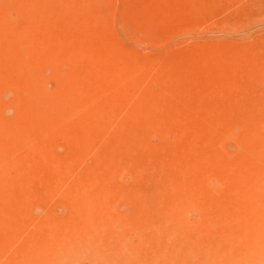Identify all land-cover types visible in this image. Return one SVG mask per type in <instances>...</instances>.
<instances>
[{"label": "rangeland", "instance_id": "374dc122", "mask_svg": "<svg viewBox=\"0 0 264 264\" xmlns=\"http://www.w3.org/2000/svg\"><path fill=\"white\" fill-rule=\"evenodd\" d=\"M0 264H264V0H0Z\"/></svg>", "mask_w": 264, "mask_h": 264}, {"label": "bare ground", "instance_id": "6f19581e", "mask_svg": "<svg viewBox=\"0 0 264 264\" xmlns=\"http://www.w3.org/2000/svg\"><path fill=\"white\" fill-rule=\"evenodd\" d=\"M37 107L39 108V105H38ZM41 107H42V106H41ZM40 109H41V108H40ZM44 109H45V108H44ZM47 109H48V108H47ZM50 109H51V108H50ZM54 109H55V108H54ZM57 110H59V109H57ZM42 111H43V110H42ZM37 112H38V111H37ZM40 112H41V111H40ZM44 112H45V111H44ZM51 112H53V111H51ZM51 112H50V113H51ZM69 112H70V111H69ZM41 113H42V112H41ZM41 113H40V114H41ZM50 113H49V114H50ZM54 113H55V111H54ZM56 113H57V111H56ZM38 114H39V113H38ZM47 114H48V113H47ZM44 115H45V114H44ZM56 115H57V114H55V116H56ZM59 115H60V114H59ZM59 115H57V116H59ZM45 116H46V115H45ZM59 117H60V116H59ZM37 118H39V117H37ZM53 118H54V117H53ZM47 119H48V118H47ZM56 121H57V120H56ZM45 122H48V121H45ZM44 124H45V123H44ZM51 124H52V122H51ZM65 124H67L66 121H65ZM49 125H50V122H49ZM41 126H42V125H41ZM45 126H46V125H45ZM45 126H44V127H45ZM65 126H66V125H65ZM44 127H43V128H44ZM47 127H48V124H47ZM61 127H62V126H61ZM53 128H54V127H53ZM51 129H52V126H51ZM66 129H67V128H66ZM41 130H42V127H41ZM45 130H46V129H45ZM59 130H60V129H58L57 131H59ZM60 131H61V130H60ZM53 132H54V131H53ZM46 133H47V132H46ZM46 133H45V134H46ZM51 133H52V132H51ZM56 133H57V132H56ZM48 134H50V133H48ZM52 134H53V133H52ZM66 135H67V134H66ZM45 136H46V135H45ZM54 136H56V135H54ZM46 138H47V137H46ZM23 146H24V144H23ZM39 147H40V146H39ZM41 147H43V146H41ZM41 147H40V148H41ZM40 148H39V149H40ZM28 149H29V148H28ZM46 149H47V148H46ZM29 150L32 151V149H29ZM40 151L42 152L41 149H40ZM44 152H45V151H44ZM44 152H43V153H44ZM28 153H30V152H28ZM35 153H36V152H35ZM35 153H33V154L35 155ZM46 153H47V152H46ZM27 155H28V154H27ZM45 155H46V154H45ZM35 156H36V155H35ZM49 156H50V155H49ZM51 156H52V155H51ZM32 157H33V159H34V156H32ZM52 157H53V156H52ZM52 157H51V159H52ZM48 158H49V157H48ZM48 158H47V159H48ZM43 159H44V158H43ZM37 160H38V159H37ZM57 160H58V159H57ZM57 160H56V161H57ZM45 161H46V160H45ZM33 162H34V160H33ZM38 162H39V161H38ZM42 162H43V161H42ZM54 162H55V161H54ZM30 163L32 164V162H30ZM44 163H45V162H44ZM42 164H43V163H42ZM46 164H48V163H46ZM54 164H55V163H54ZM36 165H37V164H36ZM45 166H46V165H45ZM45 166H44V167H45ZM29 167H30V166H29ZM32 167H33V166H32ZM53 168H54V167H53ZM52 170H53V169H52ZM34 171H35V170H34ZM19 179H20V178H19ZM20 183H21V182H20ZM15 184H16V183H15ZM15 184H14V185H15ZM17 189H18V188H17ZM14 191H15V190H14ZM3 193H4V192H3ZM22 193H23V192H22ZM15 195H16V194H15ZM15 199H16V198H15ZM17 199H18V198H17ZM8 200H9V199H8ZM7 202H8V201H7ZM87 243H88V242H87ZM114 247H115V246H114ZM122 254H123V253H122ZM116 256H117V255H116ZM123 257H124V256H123ZM116 262H117V261H116ZM135 263H136V262H135Z\"/></svg>", "mask_w": 264, "mask_h": 264}]
</instances>
